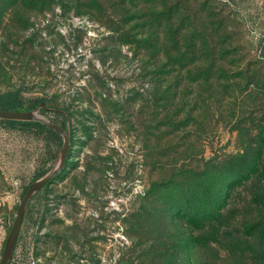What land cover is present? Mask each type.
<instances>
[{
  "label": "rangeland",
  "instance_id": "obj_1",
  "mask_svg": "<svg viewBox=\"0 0 264 264\" xmlns=\"http://www.w3.org/2000/svg\"><path fill=\"white\" fill-rule=\"evenodd\" d=\"M65 114L7 264H264V0H0V91ZM55 130L0 118V251Z\"/></svg>",
  "mask_w": 264,
  "mask_h": 264
},
{
  "label": "water",
  "instance_id": "obj_2",
  "mask_svg": "<svg viewBox=\"0 0 264 264\" xmlns=\"http://www.w3.org/2000/svg\"><path fill=\"white\" fill-rule=\"evenodd\" d=\"M38 107L62 112L65 114L66 119H68V113L66 110L58 107H48L44 105L43 102H39L31 109H0V118L2 119L38 121L55 130L58 134L61 135L62 138L60 148L57 154V159L54 165L51 166L48 170H46L44 173H42L40 176L32 179L26 185V187L24 188L21 194V197L15 207L13 219L10 223L9 229L7 230L3 240V244L0 251V264L8 263V259L12 252L16 235L19 229L20 220L29 197L40 187H42L45 183L49 182L50 179L61 170V168L65 163V159L67 157L69 140H70V134L67 126L65 125L63 127L39 115L36 112V109Z\"/></svg>",
  "mask_w": 264,
  "mask_h": 264
},
{
  "label": "trees",
  "instance_id": "obj_3",
  "mask_svg": "<svg viewBox=\"0 0 264 264\" xmlns=\"http://www.w3.org/2000/svg\"><path fill=\"white\" fill-rule=\"evenodd\" d=\"M18 91L15 89H9V90H4L0 91V109H19V102L17 99ZM42 100L36 101L32 106L35 104L37 105L39 102ZM8 121H17L20 123H27L31 125L38 126L39 128H48L49 130L53 131L52 128L46 126L45 124H42L38 121L34 120H12V119H7Z\"/></svg>",
  "mask_w": 264,
  "mask_h": 264
}]
</instances>
